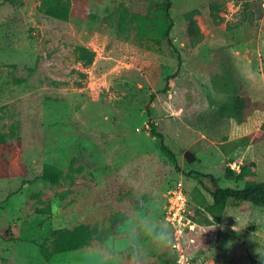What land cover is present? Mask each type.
Wrapping results in <instances>:
<instances>
[{
	"label": "rangeland",
	"instance_id": "rangeland-1",
	"mask_svg": "<svg viewBox=\"0 0 264 264\" xmlns=\"http://www.w3.org/2000/svg\"><path fill=\"white\" fill-rule=\"evenodd\" d=\"M171 1L167 37L166 0H72L67 19L0 0V264H181L154 238L175 231L171 186L185 182L193 212L197 188L212 201L194 171L242 187L225 171L253 159L264 181V0H220V23L189 18L214 0ZM81 44L96 51L89 66ZM81 227L92 239L56 252ZM185 233V264L264 260L259 205L231 200L225 222Z\"/></svg>",
	"mask_w": 264,
	"mask_h": 264
},
{
	"label": "trees",
	"instance_id": "trees-1",
	"mask_svg": "<svg viewBox=\"0 0 264 264\" xmlns=\"http://www.w3.org/2000/svg\"><path fill=\"white\" fill-rule=\"evenodd\" d=\"M166 2L165 15L167 16L168 24L167 26H164V34L167 37H170L171 29L174 25V20L170 13L172 1L166 0ZM223 5L224 2H221L220 0L211 1L208 4L203 5L201 8L193 10L189 14V18H192L193 13L204 10L209 14L211 19L215 23H220L223 20V16L220 14L221 10L223 9ZM40 8L49 16L67 19L72 8V0H41ZM141 17L145 18L146 16ZM192 23L193 25H195V20H192ZM195 42L196 39H193V43ZM176 49L178 51L177 47ZM95 57L96 51L90 46L81 44L78 47L77 58L83 63L84 66L91 65L94 62ZM242 103V98H237V104L241 105ZM249 103L253 105L254 109L260 108L261 105L260 101H255L251 98L249 99ZM154 128L155 126L153 125V129ZM154 132L161 139L162 149L178 164L177 155L165 143L163 134L157 132L155 129ZM194 172L200 176L209 178L208 183L203 181H201V183L203 185V188L209 190L212 197V201H210L202 192L201 188H197V192L195 191V193L192 194V200L195 202L196 206L194 211L191 212V216L198 225L201 224L205 226H212L217 223L225 222L227 207L231 200L237 202L245 201L247 203L259 205L264 208V181H260L258 179L257 162L255 160L249 159L243 162L241 164V170L239 172H236L231 167H228L225 171V174L228 178H233L237 181H243L244 185L242 187H224L218 183L213 173L203 171ZM42 177L45 179L56 180L58 178V174L46 171L43 173ZM92 237V232L86 227L77 228L73 231L63 232L56 240V252L78 249L82 245L88 243L92 239ZM42 252L48 259L51 258L52 254L48 252L44 247H42ZM261 264H264V260L261 261Z\"/></svg>",
	"mask_w": 264,
	"mask_h": 264
},
{
	"label": "built area",
	"instance_id": "built-area-1",
	"mask_svg": "<svg viewBox=\"0 0 264 264\" xmlns=\"http://www.w3.org/2000/svg\"><path fill=\"white\" fill-rule=\"evenodd\" d=\"M230 166L236 172L241 170V165H236V162H234V164L233 162H230ZM189 203L190 196L185 187V182L182 179H179L170 188L165 204V215L167 220L174 225V243L172 246L178 251L176 255L180 256L178 257V261H180L181 264H185L186 261V249L183 247V243L188 244L191 241H194V238L185 233V230L187 228L195 229L198 225L191 216ZM183 238L185 241H183Z\"/></svg>",
	"mask_w": 264,
	"mask_h": 264
},
{
	"label": "clouds",
	"instance_id": "clouds-1",
	"mask_svg": "<svg viewBox=\"0 0 264 264\" xmlns=\"http://www.w3.org/2000/svg\"><path fill=\"white\" fill-rule=\"evenodd\" d=\"M233 230L239 231L238 224L233 226ZM154 238L161 246H168V240H172L174 243V234L170 233L168 230L155 232Z\"/></svg>",
	"mask_w": 264,
	"mask_h": 264
},
{
	"label": "crops",
	"instance_id": "crops-1",
	"mask_svg": "<svg viewBox=\"0 0 264 264\" xmlns=\"http://www.w3.org/2000/svg\"><path fill=\"white\" fill-rule=\"evenodd\" d=\"M245 136L244 137H249L251 134H244ZM245 139H248V138H245ZM233 142V140H231V143Z\"/></svg>",
	"mask_w": 264,
	"mask_h": 264
},
{
	"label": "water",
	"instance_id": "water-1",
	"mask_svg": "<svg viewBox=\"0 0 264 264\" xmlns=\"http://www.w3.org/2000/svg\"><path fill=\"white\" fill-rule=\"evenodd\" d=\"M190 152H187L186 155H188Z\"/></svg>",
	"mask_w": 264,
	"mask_h": 264
}]
</instances>
